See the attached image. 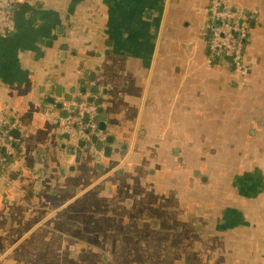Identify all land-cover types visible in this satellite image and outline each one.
I'll list each match as a JSON object with an SVG mask.
<instances>
[{
	"label": "crops",
	"instance_id": "crops-1",
	"mask_svg": "<svg viewBox=\"0 0 264 264\" xmlns=\"http://www.w3.org/2000/svg\"><path fill=\"white\" fill-rule=\"evenodd\" d=\"M208 1L16 4L0 264H264V0H228L256 11L245 82L207 62ZM89 97L104 139L79 146L55 99Z\"/></svg>",
	"mask_w": 264,
	"mask_h": 264
},
{
	"label": "built area",
	"instance_id": "built-area-1",
	"mask_svg": "<svg viewBox=\"0 0 264 264\" xmlns=\"http://www.w3.org/2000/svg\"><path fill=\"white\" fill-rule=\"evenodd\" d=\"M23 0H0V35L14 28L13 8ZM207 28V62L228 67L245 82L249 64L245 50L250 39L251 21L256 11L233 6L228 0H209L205 8ZM55 105L66 111L61 120L62 130L72 143L89 142L92 137L104 139L99 129L97 105L85 99H55ZM54 106V105H53ZM15 122L7 118V108L0 102V166L8 163L17 152L10 136Z\"/></svg>",
	"mask_w": 264,
	"mask_h": 264
},
{
	"label": "water",
	"instance_id": "water-1",
	"mask_svg": "<svg viewBox=\"0 0 264 264\" xmlns=\"http://www.w3.org/2000/svg\"><path fill=\"white\" fill-rule=\"evenodd\" d=\"M89 102H95L96 104H98L99 102L97 101V100H95V99H93V98H91V97H89L88 99H87ZM100 108H98V110H99ZM99 126L101 127V128H104V126H105V122L103 121V120H101V122L99 123ZM93 142H95V140H96V137L94 136V137H92V139H91ZM98 144V146H97V150H99L100 149V147L102 146V142H97ZM79 146H84V143L82 142V141H80L79 143ZM88 147V146H87ZM75 155H76V159H78L77 157L79 156V151H77L76 153H75Z\"/></svg>",
	"mask_w": 264,
	"mask_h": 264
},
{
	"label": "trees",
	"instance_id": "trees-1",
	"mask_svg": "<svg viewBox=\"0 0 264 264\" xmlns=\"http://www.w3.org/2000/svg\"><path fill=\"white\" fill-rule=\"evenodd\" d=\"M15 6H16V5H15ZM15 6H14V7H15ZM251 27H252V26H251ZM251 27H250V29H251ZM245 58H246V53H245ZM249 70H250V68H249Z\"/></svg>",
	"mask_w": 264,
	"mask_h": 264
}]
</instances>
